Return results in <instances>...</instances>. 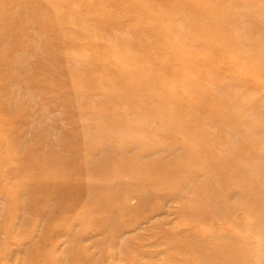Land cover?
<instances>
[{
	"label": "rangeland",
	"instance_id": "obj_1",
	"mask_svg": "<svg viewBox=\"0 0 264 264\" xmlns=\"http://www.w3.org/2000/svg\"><path fill=\"white\" fill-rule=\"evenodd\" d=\"M232 1L226 34L236 39L232 46L264 44V36L254 35L250 44L240 40L253 35L251 27H264V11L257 13L264 4ZM133 3L0 0V264H72L74 255L81 264H89L87 255L98 264H181L186 252L175 250L177 238L231 244L221 222L207 239H192L191 228L211 231L207 222L218 199L221 213L234 205L240 208L235 218L242 216L249 198L242 189L250 186L233 184V165L253 161L255 169L264 163V83L237 79L235 67L219 64V82L207 93H212L209 109L216 117L207 115L199 129H191L213 139L208 147L212 160L226 156L228 163L215 160L213 166H201L194 161L192 168L178 173L183 179L176 189L144 187L127 172L133 165L153 161L157 169L187 152L186 136L155 133L161 121L150 117V108L153 103L164 108L158 99L168 95L170 82H188L192 72L198 77V64L189 59L190 51L202 49V38H146L153 41L156 55L143 67H156L155 82L134 91L141 82L138 65L125 57L144 60V51L139 54V47L130 46L137 35H130L133 25L120 17ZM150 5L165 11L185 8L180 0H153ZM104 12L112 17L102 19ZM181 17L178 12L166 19L177 25ZM178 93L188 102L181 108L197 102L195 94ZM121 165L127 171L115 177L113 171ZM209 187L218 197L198 207L196 220L185 218L186 204L195 199L192 191L200 188L199 195L206 196ZM261 192L264 198V186ZM204 212L208 218L199 221ZM247 217L264 234V204ZM249 243L255 247L256 242ZM256 257L252 250L249 264Z\"/></svg>",
	"mask_w": 264,
	"mask_h": 264
},
{
	"label": "bare ground",
	"instance_id": "obj_2",
	"mask_svg": "<svg viewBox=\"0 0 264 264\" xmlns=\"http://www.w3.org/2000/svg\"><path fill=\"white\" fill-rule=\"evenodd\" d=\"M140 1L141 0H132L134 3L131 5V9L128 11L122 10L120 15L123 22L127 21L133 25L134 29L129 30L130 35H137L134 38L135 41H133L130 46L139 47L137 50L139 54L144 51L142 55L144 60L140 58L132 60L125 57L133 64V67L138 65L137 68L141 82L134 91H144L150 86L151 82H155L153 76H156V67H143V62L147 63L145 62L147 60L153 62L151 59L156 55L152 53L153 41L146 38H151L153 35H201L202 38L200 40L202 49L199 53L190 51L189 59L190 64H198V77L192 72V74L188 73V82H170L168 86V95L158 99L163 104L164 108H160L155 103L151 105L153 108H150L152 112L150 117L155 121H161V124L155 128V133L168 134L170 136L184 135L188 138V149L186 153L179 155L172 161L163 163L162 166H158L157 169H154L157 164L151 161L144 163L146 166L141 165V167H137L133 165L131 171L125 170L122 165L118 166L114 169L113 174L116 177L127 171L131 176L138 179V183L144 187L150 185L152 188L154 187L156 189L162 186H171V189L174 190L178 185L182 184L181 179L183 178L179 177L180 175H178V173L185 171L186 167L192 168V166H194V161L201 166L207 164L213 166L215 160L223 164L228 163L227 159L229 157L226 156L213 158L212 160L210 155L212 150L208 147L214 145L213 139L207 136L202 137L200 134L193 132L191 127L198 126L199 129L201 121L203 122L207 119L205 116H211L216 112H212L209 109L214 103L211 99L212 93H207L209 92L210 85L215 86L219 82L217 71L219 64H223L224 67L230 70L235 67L234 70L237 79L247 78L250 81L264 83V54H252L254 51H264V44L260 42L258 45L256 42L253 43L251 48L249 46L247 49H238L232 46L236 39L231 37L232 35H226L228 34L227 26L232 18V12L230 11L231 6L235 4L232 0H180L185 8L172 6V9L167 11L159 6H151L150 4L153 0H146L147 3H142ZM259 2L260 4H264V0H259ZM260 4L257 5L260 6ZM260 8L256 7L255 10H260ZM262 11L264 10L261 8V11H257V13L261 15ZM178 12L182 13V17L179 19L177 25H175V22H170L166 19V16L171 17ZM111 17V15L106 16L104 12L102 19H110ZM262 22L264 23V21ZM103 23L107 24L105 21H103ZM249 32L253 34L251 37L244 38L243 36L240 38L244 44H250L255 37L254 35L264 36V27H251ZM216 48H218L220 54L217 52ZM104 49L109 52L115 51V48L111 50V47L109 49L105 47ZM150 56L152 57L150 58ZM115 62L119 65H124L120 59H115L114 63ZM206 66L208 69L205 68ZM246 67L250 68L246 69ZM244 71L247 75H244ZM133 73L135 74L134 70ZM179 89L181 92H183L184 89V92H187L189 97L195 94L197 102L193 106L181 108L180 106H184L188 102L185 99L179 98ZM197 92H199V94L196 96ZM133 94L136 93L133 92ZM214 117H216L215 114ZM229 117L230 120L233 119V115ZM189 125L190 127L187 129L186 127ZM237 166L239 168L233 165V184L240 189L243 188L245 183H247L246 187L250 186L248 190L242 189L243 196L249 197L248 200H245V205L241 208L240 213L242 216L238 219L235 218L234 212L236 209L240 210V208L234 205H228L227 213H221L220 206L222 200L218 199L220 200L218 208L212 212L211 218L207 222L210 226L208 229L216 227L220 222L223 223L226 230L230 232L232 239L231 244L221 245L218 241H215L218 242V244H215L210 243L212 242L210 240H208L207 243H197L189 238L186 240L177 238L174 243L176 245L175 250L186 252L181 255V264H249L252 250L257 254L255 264L264 263V234L260 233L261 229L252 224L253 220L247 217L249 213L253 212L255 206L258 207L264 204V198L261 197V191H263L264 186V163H257L255 169H253V161L248 164L242 163ZM173 173L174 176L172 177L171 175ZM184 176L185 175L182 174V177ZM173 183L174 185L177 183L176 187H173ZM202 186L205 187L206 185L203 184ZM199 189L200 188L192 191L194 192L193 198L195 199L186 204L184 213L185 218L188 215L195 218L194 213L200 212L198 211V207L211 205L213 199L218 197L212 187L207 188V192L209 193L206 196L199 195ZM221 190H225V188L221 186ZM198 195L201 197L200 199H198ZM205 215L206 212L202 213L201 220L199 221H205V219L208 218V215ZM239 221L241 222L239 223ZM245 223L247 224L245 225ZM204 228L205 227H198V225L193 226L191 228L193 233L192 239H195L196 236L207 239L209 235L213 234L212 229L209 231L207 228ZM250 240L257 243H255V247L250 245ZM188 248L192 251H189ZM85 259L89 264H98L91 256L87 255ZM71 260L74 261L72 264H81V260H78L76 255H74Z\"/></svg>",
	"mask_w": 264,
	"mask_h": 264
}]
</instances>
